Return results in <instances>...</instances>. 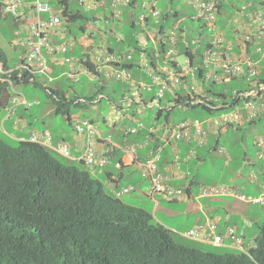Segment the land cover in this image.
Returning a JSON list of instances; mask_svg holds the SVG:
<instances>
[{
	"label": "trees",
	"instance_id": "1",
	"mask_svg": "<svg viewBox=\"0 0 264 264\" xmlns=\"http://www.w3.org/2000/svg\"><path fill=\"white\" fill-rule=\"evenodd\" d=\"M174 1L159 2L163 12L159 23L162 34L168 32V22L173 21V17L176 18V11L174 16L169 14L170 7L176 5ZM43 2H48L63 16L61 27L66 36L55 34L59 42L87 33L110 53L121 54L122 51L131 49L130 59L123 58L121 62L113 63V66H125L132 71L137 69L132 75L133 78L136 77V81L138 72L145 75L142 67L138 65L139 53L136 50L139 46L136 32L133 31L137 27L141 28L134 19L136 8L140 5L126 7L122 15L117 16L112 10L109 15L106 6L81 8L78 0ZM255 2L251 4L254 8L264 6V0ZM243 3V0H238L229 6L226 5L225 9L233 12L234 8H239ZM97 8L104 10L105 22L114 19L123 21L131 27V31L128 30L127 34L121 36L119 30L108 29L106 25L100 27V18L92 14L93 9ZM138 12H141V9ZM49 14L44 16L49 18ZM6 15L0 3V17ZM182 46L180 44L181 51ZM77 48L71 49L70 53L82 55L83 47ZM90 63L95 66L93 62ZM15 65L9 62L7 53L0 46V111L8 107L13 87L28 83L39 85L36 76L27 67L10 71ZM261 66L260 80L264 84V61ZM101 71H95L98 79L87 80L91 84L88 93L82 89V85L78 86L79 83L68 80L63 81L68 85V89L60 88L59 85L57 88H51L43 83L42 87L55 115L62 116L64 124L73 128L75 118L82 109L94 107L104 100L118 109L123 108L125 102L129 106L133 103L147 106L149 101L155 102L152 106L156 110L154 116H141L147 125L156 126L157 132L149 134L147 130L142 129L136 133H125L122 130L117 133L116 129L122 126V123H115V127L109 129L110 136L122 144L131 141L146 143L149 154L144 159H148L159 145H163L164 157V147L167 144L165 145L162 138L168 139L172 127L176 124L171 120L175 108L182 107L187 110L200 107L205 110L206 115L203 117H206L250 100L252 95L249 92L252 90L260 92L259 84L251 85L247 76L243 75L228 79L222 84L212 82L202 85L206 98L198 96L202 99L200 102L192 101L189 93L182 88L175 94L167 92L163 97H158L152 91L146 98L145 91H140L136 83L109 81L104 76V71ZM141 75L139 77H142ZM207 97L211 99L208 100ZM130 113L136 115L135 111ZM9 117L13 119V124L8 129L3 125L0 127V264H264V220L261 224L257 223L258 231L253 244L245 243V250L226 247L224 253H218L179 243L175 240L173 231L157 220L152 211L125 202L107 187V178L112 175L111 171L105 170L94 175L91 167L84 161L63 157L51 148L21 139L23 124L16 120L15 115L11 114ZM105 119L104 117V123ZM249 128L257 131L249 145L258 146L257 135L264 133V113L259 118L230 127L239 131L243 140L247 138L246 130ZM220 134L222 132H218L216 137ZM211 136L209 135L207 143ZM207 143L203 146L190 144V148L196 152V157H200L201 147L207 150V154L217 152L221 148L219 139L210 146H207ZM170 144L171 141L168 145ZM117 151L116 149L113 153ZM244 151L242 163L251 161L252 168L258 162L257 170L264 175V158L258 153L256 157L249 156L247 150ZM169 152L170 148H167L166 153ZM163 165L162 159L159 167L162 168ZM194 177L191 180L192 185H200V181L196 179L197 175L194 174ZM192 185L187 188L189 195L196 188L192 189Z\"/></svg>",
	"mask_w": 264,
	"mask_h": 264
},
{
	"label": "built area",
	"instance_id": "2",
	"mask_svg": "<svg viewBox=\"0 0 264 264\" xmlns=\"http://www.w3.org/2000/svg\"><path fill=\"white\" fill-rule=\"evenodd\" d=\"M6 11L17 17L20 21L31 18L29 24V36L22 39L26 46L24 59L20 67H27L32 73L48 76L50 67L44 53H66L76 43H86L90 46V41L82 38L64 39L61 43L54 42V36L65 34L62 25V16L54 10L50 4L41 0H2ZM159 0H78L83 7L92 8L94 6L109 7L117 16L122 15L123 10L131 5L138 6L141 12L138 15L137 24L141 27L138 33L137 45L139 49L138 65L148 74L152 82L135 81L140 88L152 89L157 87L156 95L163 97L169 91L176 93V90L184 88L189 93L192 101L200 102L206 95L203 93L204 84L222 83L236 76L246 75L251 85L258 84V77L261 73V60L264 59V8L239 12L236 21L239 24L234 28L237 36L236 41L226 38L225 33L220 30L217 22L218 2L217 0H187L192 8V14L188 17H181L172 24L171 33H160V16L163 13L158 6ZM28 7L29 12L25 11ZM50 13L47 18L44 15ZM198 20L208 28L207 37L201 39L187 38L190 31L184 25L185 19ZM149 37V38H148ZM150 40L152 42H150ZM180 44L183 50H180ZM260 55V59L253 58ZM90 60L95 65L96 71L103 70L104 76L109 79L121 81H133L132 72L126 67H115L113 63H119L125 59H130L131 52L110 53L106 51L102 44H94L89 51ZM182 58V60H180ZM124 59V60H125ZM64 61L69 64L67 76L77 80L81 74H92V71L82 64H77L65 56ZM102 72V71H101ZM259 93L255 90L249 92L252 95L250 100L244 101L241 105H236L228 110L211 114L205 118H186L176 123L171 131L169 140L178 143H194L203 146L207 143L211 134L225 132L232 125H240L248 120L259 118L264 113V84L260 83ZM247 95V93L245 94ZM175 97H178L175 95ZM255 97V99L253 98ZM199 99V100H198ZM208 100L211 97H207ZM13 104L33 105L35 102L29 101L24 95L18 94L13 97ZM215 108V107H212ZM145 129L149 134L157 132L156 126H147L143 121L137 120L134 126H127L128 131L137 132ZM75 130L78 134L88 138V147L84 154L87 165L102 170L108 164V157L102 155L98 149V140H105L102 133L89 120H79L75 123ZM151 139V138H148ZM52 140L50 131L36 132L30 137V141L49 145ZM165 141V138H162ZM168 140V141H169ZM256 143L259 151L258 155L264 158V133L257 135ZM144 146L143 143H129L121 149L128 155L131 163L140 166L143 175L149 180L147 189L148 196L156 198L157 195L170 200H181L188 198L185 188L173 186L170 178L159 167L162 160V145L158 146L153 154L146 160L139 161L137 151ZM56 150L66 157H71L68 143L60 142ZM193 152V151H191ZM174 162L180 161V153L174 155ZM120 165V164H118ZM135 190L134 185H128L116 191V196L120 197ZM200 196L212 195H235L243 201L253 204H264V194L252 195L236 190L227 184L203 185L200 188ZM186 235L203 242H210L215 245L224 244L227 239L231 241L234 248L245 250V239L237 234L236 228L228 226L223 233L217 232V222L215 219L207 220L197 224L190 229Z\"/></svg>",
	"mask_w": 264,
	"mask_h": 264
},
{
	"label": "crops",
	"instance_id": "3",
	"mask_svg": "<svg viewBox=\"0 0 264 264\" xmlns=\"http://www.w3.org/2000/svg\"><path fill=\"white\" fill-rule=\"evenodd\" d=\"M1 3V2H0ZM3 7V5H2ZM94 8V7H93ZM3 12L4 7H3ZM137 14L135 13L134 19L136 20ZM14 29L15 33L17 31V23L14 21ZM128 31L121 30V36L125 34ZM127 34V33H126ZM131 34V32H130ZM129 35V34H128ZM127 36V35H124ZM15 37V34L13 38ZM12 38V39H13ZM56 41L57 37H56ZM11 43V41H10ZM11 45V44H10ZM78 49V48H75ZM17 53V62L16 65L20 61V52L18 49H16ZM49 64L52 67L53 75L56 77L55 83L61 85L63 88V73L65 71L66 65L62 62L61 57L59 56H51L48 55ZM138 78L141 75L138 72ZM111 90L109 89L108 92ZM148 94L152 93H146V98L148 97ZM150 98V96H149ZM10 101V98H9ZM10 103V102H9ZM137 105V104H135ZM9 106V104H8ZM111 107L110 116H112L111 119H107L106 117V123L105 128L100 124L101 129L103 130V134L106 137H109L111 135L109 133V129L112 128V124L116 123L118 119H120V116H116L117 111L119 109ZM24 107L19 106L16 109V116L21 117L23 119V129L21 136L24 138L29 137L32 133L35 131H41L44 129H49L53 135V145H56L59 141L65 140L69 143L73 157L80 158L84 155L86 147L88 146V139L87 137H84L83 135H79L75 132L73 126H69L61 123L59 125V128L57 129L56 126L53 124V122H50L49 119H45L44 122H42V127L32 129V125L34 124L33 120L29 119L27 117ZM29 110V109H28ZM120 111H123L120 109ZM135 111V110H133ZM132 111V112H133ZM81 113V112H80ZM78 114L77 117H80L81 114ZM8 110L5 108L4 111H0V127L5 126L7 129L13 124V119L9 116H7ZM50 118L55 116V113L53 111V107L50 108L49 112L47 113V118ZM138 115V114H137ZM31 116V114H30ZM138 117H140L138 115ZM37 118V117H36ZM113 124V125H114ZM8 125V126H7ZM230 129V128H229ZM251 128H249L250 130ZM249 130H246L248 132ZM252 130V131H251ZM246 135V139L243 140V136L240 134L239 131L235 129H230L229 131L223 132L220 135H217L219 137H216V134H211V139L208 141V145H212V142H216L217 139H219V142L221 143V148H219L218 151L223 152L224 155V161H225V169L226 171L231 175V179L229 182L220 181H214L212 175H209L205 171H202V168L206 165L209 166L210 169H213L217 162L220 159L217 160V157L214 159L212 157V153L207 154V150L201 147L200 149V157H196V152L190 148V144L194 143H179L177 146L174 145L172 142L170 145L168 141L165 142L164 147V157L162 156L164 165L162 168H160L166 175L169 176L170 182L173 186H184L187 190L188 186L192 185V181L195 177L194 174L197 175L196 179L200 181V185H192V189L195 188L188 196L189 198L181 199V200H174L175 203H179V209L178 212L182 214L184 220L187 221V223L179 225L180 228H177V225H166L169 227L173 233H182V237L188 240H193L198 243L202 244H209L213 247H232L231 241L227 239L224 244L222 245H214L210 242H203L194 238H190L186 235V233L195 227L197 224H201L206 222L210 219H215L217 222V232L223 233L228 226H233L236 228V231L240 236H242L246 243L248 245H252L254 241V237L248 238L246 230L249 227V224H252L256 222L255 219H257L260 214L256 213L255 211H252L249 208H242L239 203H237L235 200H241L238 196L235 195H221L226 197H232V200L224 199L221 201H213L211 199L208 200H202L203 198L199 197L200 194V187L204 184H228L231 186H234L238 191L246 193V194H252V195H261L264 194V175L260 173L257 169L259 168L258 162L256 166H252L251 161H244L242 163L243 153L245 150H247V153H249V156L256 157L258 153V146H250V139L252 137L254 138V134L257 131H254L253 128L251 129ZM255 132V133H254ZM56 137V138H55ZM113 137V136H112ZM114 142L112 143L113 146L118 147V140L113 137ZM209 140V139H208ZM223 145V146H222ZM100 152L105 153L106 151H110L109 143H103V145L99 144ZM206 146V147H207ZM170 148V152L166 153V149ZM192 149V150H191ZM197 149V148H196ZM193 151V152H191ZM180 153V161L174 162V155L176 153ZM166 153V154H165ZM237 153V154H236ZM149 150L148 146H145L139 151V157L141 159H144L148 156ZM231 155V157L229 156ZM110 157V164L107 166L106 170L109 172L111 171L112 175L109 176L107 179V187L111 190L115 191L116 189H119L120 187L128 184H132L135 186V191L139 187H145L144 189V195L148 198H152L148 196L147 189L149 187V180L146 178L139 165L132 164L129 158L127 157L126 153L124 151H117L116 153L111 152L109 154ZM211 157L214 159L212 160ZM75 160V159H74ZM165 160L167 162H165ZM253 160V159H252ZM79 161V160H76ZM118 161H121V167H118L116 163ZM239 169V170H237ZM94 173V172H93ZM95 174V173H94ZM220 196V195H218ZM163 196H161L162 198ZM157 198V197H156ZM165 199V197H163ZM235 199V200H234ZM179 201V202H178ZM243 201V200H241ZM136 205V204H134ZM159 207V206H158ZM240 209V210H237ZM160 221H162L164 224L167 223L163 218H160ZM241 227L244 228V230H240ZM177 229V230H176ZM179 231V232H178ZM233 248V247H232Z\"/></svg>",
	"mask_w": 264,
	"mask_h": 264
},
{
	"label": "rangeland",
	"instance_id": "4",
	"mask_svg": "<svg viewBox=\"0 0 264 264\" xmlns=\"http://www.w3.org/2000/svg\"><path fill=\"white\" fill-rule=\"evenodd\" d=\"M50 1L52 3H54L57 0H50ZM73 1L76 2V0H73ZM175 3L178 4L177 7H179L180 9L185 8L186 12H190V11L192 12L191 7L189 8L188 4L186 3V0H175ZM165 6H166V4L164 5V7ZM170 9H171V7H170ZM93 10L94 11H92V14L96 15L97 17L100 18V21H99L100 27H103L104 25H106L108 29L112 28L114 30H119V31H121V30H123V31L130 30L131 31V27H129L128 25H125L123 21L118 22L117 19H114V21L111 20V21L105 22L104 16H103V12H104L103 9L97 8V9H93ZM110 11L111 10H108L109 15L111 13ZM228 19L229 18H225L224 15H219V20L222 21V24L224 27H227L226 20H228ZM136 20L138 21V18ZM172 24H173V21L168 22L167 29H168L169 33H171L173 30ZM195 27L199 28L198 22L195 23ZM139 30H140V28L137 27L133 31L136 32ZM14 34H16V33H15V29H14L13 17L9 14H7L6 16L0 17V46L6 51L8 57H9V62L11 64H16V62H17V59H16L17 53L14 51V49L10 45V41L12 40ZM192 35H196V34L192 33ZM150 42H152V41L150 40ZM180 60H182V58H180ZM38 78L39 79H38L37 83H39V85H35L33 83H28L25 85L16 86L17 90H21V92L26 93L29 98L37 99L41 103L40 105H35L34 107L29 108V110H23V111L26 112L27 117L29 119L33 120L34 124L32 125V129L42 127V122H44L45 119H49L50 122H53V124L58 129L59 125L61 123H63L64 118L62 116H59V115H55L52 118H50V115H49V117L47 118V113L49 112V110L52 106L49 103V98L47 97L44 88L42 87L43 86L42 80L44 79V77L39 76ZM87 80H88V77L83 76L82 80H81V82H79L78 86L82 85V89L88 93L91 84ZM115 82H119V81H115ZM125 83L129 84L130 81H126ZM99 84L101 85L102 82H100ZM50 86L56 87L54 84H51ZM59 87L62 88L61 85H59ZM63 88L68 89V85L63 84ZM125 105H127V104H125ZM111 110L112 109L110 107L109 102L104 100L103 102H101L100 104H98L94 107H89L88 109H82L80 111L81 112L80 114L82 117L94 119L95 124H97L98 126L101 124L102 126L107 128L105 126V123L103 122V118L106 117L107 119H111L112 118V116H110ZM133 110L137 111L139 116H140V114H144L146 116L150 115V117H153L155 114V111H156L152 107L134 104L132 106H125L123 108V111H120V110L117 111L116 116L122 117L124 114L132 112ZM30 114H31V116H30ZM205 115H206L205 110H203L200 107H197L195 109L190 108L187 110L183 109L182 107H177L173 110L171 120L173 123H178L180 120L185 119V118H192V119L205 118V117H203ZM120 130H121V126H118V129H116L117 133ZM229 130L230 129H227L226 131H229ZM247 134H249V133L247 132ZM116 135L117 134H115V136ZM10 141L12 143L15 142L14 140H10ZM212 157L214 159L217 157V160L220 159V157H222V159H220L219 161H216L217 165L213 169H210L209 166L206 165L205 167L202 168V171H205L209 175H212L214 181H218L219 179H221V180H219V182L220 181L229 182L231 179V175L225 169L226 165H225V161L223 159L224 158L223 152H220V151L212 152ZM212 157H211V159L214 160ZM96 176L101 178L100 175H96ZM179 187L185 188L184 186H179ZM144 189H145V187H139L137 189V191L123 195L122 199L129 204H133V205L136 204V206H141V207L149 209L150 211H152L154 213L157 220L160 221V218H163L165 220V222H167V223H165V225H168V226H169V224L170 225H177L176 227L180 228L179 225L187 223V221L184 220L182 214H180L178 212V209H179L178 207L180 205L179 203H175L176 201H173V200H170L167 198H165V199L163 197L161 198L162 195H160V194L157 195V198H155V199L154 198H148L144 195ZM199 197H201V196L199 195ZM201 198H203L202 200L211 199L213 201H221L224 199H228V200L233 199L232 197H226V196H221V195L220 196L212 195V196L201 197ZM235 201L237 203H239L242 208H249L252 211H255L256 213L260 214V216H258L257 219H255V220L257 222H259V224L262 223V221L264 220V204H253L249 201H241V200H235ZM237 210H240V209H237ZM160 222H162V221H160ZM240 230H244V228L241 227ZM257 231H258V227H257L256 222H254L253 225L249 224V227L246 230L248 238H252V237L256 236ZM174 238L179 243L189 245L192 247H196L199 249H203V250H207V251L212 250V251H215L218 253H224L226 251V247H224V246L223 247L222 246L213 247L212 245H209V244H202V243H198V242L193 241V240L185 239L182 237L181 232H179V233L175 232Z\"/></svg>",
	"mask_w": 264,
	"mask_h": 264
},
{
	"label": "clouds",
	"instance_id": "5",
	"mask_svg": "<svg viewBox=\"0 0 264 264\" xmlns=\"http://www.w3.org/2000/svg\"><path fill=\"white\" fill-rule=\"evenodd\" d=\"M26 1H28V2H31V1H33V0H26ZM42 2H43V0H41ZM161 0H159L158 1V6H159V2H160ZM236 1H238V0H217V4H218V13H217V22H216V24L219 26V28H220V30L221 31H223L224 33H225V36H226V38L227 39H229V40H233L234 42L236 41V38H237V36H236V34H235V27L239 24V22L238 21H236V18L238 17V14H239V12H241L242 10H243V7H245L246 8V11H249V10H255V9H261V8H264V6H258V7H255L254 8V5H253V7H252V5L251 4H253V2H255V0H243V5H241V6H239V8H234V11L233 12H230V11H228V10H226L225 9V6L226 5H231L232 3H234V2H236ZM0 2L2 3V5H3V7H4V13L5 14H9L7 11H6V8H5V4L3 3V1L2 0H0ZM175 2V1H174ZM44 3H48V2H44ZM186 3L188 4V2H187V0H186ZM256 3V2H255ZM49 4V3H48ZM257 4V3H256ZM80 5V4H79ZM177 5L178 4H176L174 7H172L171 8V10L169 11V14L170 15H173L174 16V13H175V11H176V18L175 17H173V23L174 22H176V20L178 19V18H181V17H188L189 15H191L192 14V12L190 11V12H186V10H185V8H182V9H180L179 7H177ZM223 5V6H222ZM51 6V5H50ZM52 7V6H51ZM80 7L81 8H85V9H90V8H87V7H83V6H81L80 5ZM188 7L190 8V6H189V4H188ZM53 8V7H52ZM160 8V7H159ZM54 9V8H53ZM106 9L107 10H111L109 7H106ZM105 9V10H106ZM139 7H137L136 8V10H137V12H136V14H137V17H136V19L138 18V15H139V13L140 12H138L139 11ZM192 9V8H191ZM55 10V9H54ZM25 11L28 13L29 12V9H28V7H26V9H25ZM57 11V10H56ZM193 11V10H192ZM180 13V14H179ZM60 14V13H59ZM9 15H11V14H9ZM219 15H224L225 16V18H229L228 20H226V22H227V27H224L223 26V24H222V21H220L219 20ZM12 17H13V19L15 20V22L17 23V31H16V34H15V37L11 40V46H12V48L14 49V51L16 52V49H18V51H20V61H19V63L17 64V65H15V67L14 68H12L10 71H13V70H20V69H22L23 67H20V65H21V62L23 61V59H24V53H25V51H26V46L23 44V42H22V39L23 38H25V37H27V36H29V33H28V30H29V24L31 23V21H32V19L31 18H27V19H24V20H19L17 17H15V16H13V15H11ZM63 17V16H62ZM135 21H137V20H135ZM196 22H198V25H199V28H196L195 27V23ZM184 23V25H186L187 27H189V29H190V31L188 32V34H187V38L189 37V38H192V37H196V38H199V39H201L203 36H205V38L207 37V33H208V28L206 27V26H204L203 24H202V22H200V21H198V20H191V19H185V21L183 22ZM141 29V28H140ZM63 31H64V29H63ZM140 32V30L139 31H136V34H135V36H136V39H137V42H138V33ZM64 33L65 34H61V35H58V36H62V37H64V36H66V32L64 31ZM192 33H195L196 35H192ZM83 39V40H85V41H90V42H87V43H90L91 45L90 46H85V44L86 43H83L84 41H82V43H76V45H74L72 48H70L66 53H49V52H47L46 50H44V53H45V55H46V57H47V60H48V65H49V67H50V76H52V78H53V80L52 81H49V78H48V76H46V75H43V74H38V73H32L33 75H35L36 76V79L38 80L39 78V76H43L44 77V79L42 80V82H43V84L45 85V86H47V87H51V88H54V87H52V86H50L51 84H54L56 87L55 88H57L58 87V85L59 84H56L55 83V80H56V77L53 75V70H52V67L50 66V64H49V59H48V55H51V56H54V57H56V56H59V57H61V59H62V62L66 65V68H65V71H64V73H63V79H62V81H66V80H68V81H71V82H74V83H79L81 80H82V77L84 76V77H88V79H91V80H94V79H98V75L95 73V71L97 70L91 63H90V57H89V53H88V51H89V49H90V47L92 46V45H94L95 43L96 44H101V43H97L96 42V40H95V38L94 37H90V36H88L87 35V33H85V35H82V36H79V37H71V38H69V39H75V41H78L79 39ZM149 38V37H148ZM54 42L56 43V44H59V43H61V42H59V41H56V36H54ZM79 46H81V47H83V49H84V51H83V54L82 55H76V54H73V53H70V51H71V49H74V48H77V47H79ZM6 52V51H5ZM124 52H126V53H128V52H131V49H126V50H124V51H122V53H124ZM183 52H185V48H184V50H183ZM249 53L250 54H252V56H253V58L256 56L255 54H253L252 53V51L251 50H249ZM65 56H68V57H70L72 60H73V62H75V63H77V64H82V65H86L91 71H92V74H81L80 76H79V78L77 79V80H73V79H70L68 76H67V71L69 70V64L67 63V62H65L64 61V57ZM259 56V59H260V55H258L257 54V56L255 57V59H257V57ZM258 60V59H257ZM262 61H264V59H262L261 60V64H262ZM92 62V61H91ZM125 67V66H124ZM127 68V67H126ZM129 69V68H128ZM131 72H132V74H134L135 73V71L137 70V69H135L134 71H132L131 69H129ZM142 77H145V78H142V77H140L139 79L137 78V81H140V82H145L146 84H149V83H151L152 82V80H151V78L148 76V74L147 73H145V75H141ZM262 77V66H261V73H260V75H259V77H258V84L260 85V83H262L263 84V82L260 80V78ZM136 77L134 76V78H133V83H135V81H136V79H135ZM65 79V80H64ZM108 80L110 81V80H114V81H120V82H123V81H121V80H115V79H109L108 78ZM136 81V82H137ZM124 82H126V81H124ZM226 81H224V82H222V83H225ZM130 83H131V81H130ZM132 83V84H133ZM222 83H219V84H222ZM218 84V83H217ZM136 85V84H135ZM181 89V88H180ZM180 89H178V90H176V92L177 91H179ZM182 89H184L183 87H182ZM140 91L142 90V91H145V94L146 93H149V92H154V94H156V90H157V87L156 86H154L152 89H148V88H146V89H144V88H140L139 89ZM169 92H171V91H169ZM173 93V92H172ZM18 94H21V95H24V97L26 98V99H28L29 101H34L35 103L33 104V105H31V106H27V105H24V104H17V105H14L13 104V97L15 96V95H18ZM175 94V93H174ZM174 97H175V95H174ZM41 103H40V101L39 100H37V99H31V98H29L28 96H27V94L26 93H22L21 92V90H17L15 87H13V89H12V96H11V98H10V103H9V106L7 107V110H8V114H7V116H9V115H11V114H13V115H15V117H16V120L19 122V123H22L23 122V119L21 118V117H18V116H16V109L19 107V106H22V107H24L25 109H29V108H31V107H34L35 105H40ZM126 104V102L124 103V105ZM135 103H133L132 105H134ZM155 104V102H151V101H149V103H148V105H147V107H152L153 105ZM128 105V104H127ZM127 105H125V106H127ZM138 105H143V104H138ZM124 106V107H125ZM129 106V105H128ZM114 108H117V107H115V106H113ZM123 107V108H124ZM123 108H121V110H123ZM118 109V108H117ZM120 110V109H119ZM135 113H136V115H132V114H134V113H126V114H124L122 117H120V119H118V120H116L117 122L116 123H122L121 125V130L123 131V132H127V133H136V132H132V131H128L127 130V126H134L135 125V123H136V121L137 120H141V121H143L142 120V116L144 115V114H140V117L138 118V112L137 111H135ZM138 114V115H137ZM142 115V116H141ZM208 116V115H207ZM84 119H87V120H89L91 123H93L94 125H95V127H97V129L102 133V135H103V137L105 138V140H100V139H97L98 141V145L99 144H101V145H103V143H106V142H108L109 143V147H110V151H106L105 153H103V152H100L102 155H104V156H106V157H108V164L102 169V170H99V169H97L96 167H92V166H89V167H91V169H92V171L96 174V173H103V171H105L106 170V168H107V166L110 164V157H109V154L111 153V152H113V151H115L116 149L117 150H119V151H123L121 148L123 147V146H126L127 144H129V143H141V142H126L125 144H122V143H118L119 145H118V147L116 146H113L112 145V143L114 142V140L112 139V136H110L109 135V137H106L104 134H103V131H102V129L101 128H99V126L97 125V124H95V121L93 122V121H91L89 118H83L82 116H80V117H76L75 118V123L77 122V121H79V120H84ZM144 122V121H143ZM75 123H74V130H75ZM145 123V122H144ZM114 124V123H113ZM112 124V127H115L114 125ZM146 124V123H145ZM147 125V124H146ZM147 126H150V125H147ZM45 130H48V131H50L49 129H44V130H41V131H35L34 133H36V132H42V131H45ZM140 130H142V129H140ZM140 130H138V131H140ZM137 131V132H138ZM75 132H76V130H75ZM34 133H32L29 137H27V138H24V137H21V139H27V140H29L30 141V137L34 134ZM50 133H51V136H52V140H51V142H50V144L49 145H44V146H46V147H48V148H51V149H53L54 151H56L57 153H59L57 150H56V146L60 143V142H66V143H68L67 141H65V140H61V141H59L56 145H53V138H54V135H53V133L50 131ZM77 133V132H76ZM78 134V133H77ZM79 135H82V134H79ZM84 137H86L85 135H83ZM88 139V138H87ZM169 139H166L165 140V142L166 141H168ZM170 141V140H169ZM168 141V142H169ZM32 142V141H31ZM172 142V141H171ZM34 143H36V142H34ZM173 143V142H172ZM38 144H40V143H38ZM144 144V146H145V144L146 143H143ZM174 144V143H173ZM179 144V143H178ZM41 145H43V144H41ZM68 145H69V143H68ZM143 146V147H144ZM160 146V145H159ZM69 147H70V145H69ZM88 147V146H87ZM87 147H86V149H87ZM142 147V148H143ZM142 148H139L138 149V151H137V155H138V160L139 161H143V160H146V159H141L140 157H139V151L142 149ZM98 149H99V146H98ZM100 150V149H99ZM156 150V149H155ZM155 150H153V151H155ZM162 150H163V145H162ZM70 151H71V148H70ZM86 151V150H85ZM60 155H62L61 153H59ZM85 154V153H84ZM162 154H163V151H162ZM127 155V154H126ZM63 157H66V156H64V155H62ZM127 157H128V155H127ZM66 158H70V159H75V160H79V161H84L85 162V160H84V155L82 156V157H80V158H75V157H73V154H72V151H71V157H66ZM129 158V157H128ZM130 160V159H129ZM86 163V162H85ZM118 164H120V165H118ZM133 164V163H132ZM135 164V163H134ZM116 165L118 166V167H121V161H118L117 163H116ZM128 185H132V184H128ZM128 185H124V186H122V187H120L119 189H116L115 191H113L114 192V194L116 195V191H118V190H120V189H122L123 187H125V186H128ZM204 185H208V184H204ZM201 186H203V185H201ZM201 188V187H200ZM187 191V190H186ZM133 192V191H132ZM200 192V191H199ZM131 193V192H130ZM188 194V193H187ZM118 197V196H117ZM118 198H122V196H120V197H118ZM189 198V197H188ZM215 245V244H214ZM222 245V244H221Z\"/></svg>",
	"mask_w": 264,
	"mask_h": 264
}]
</instances>
